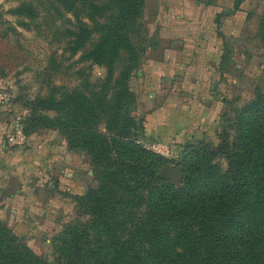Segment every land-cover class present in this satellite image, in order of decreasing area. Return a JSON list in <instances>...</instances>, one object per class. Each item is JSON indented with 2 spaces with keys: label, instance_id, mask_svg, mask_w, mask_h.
Listing matches in <instances>:
<instances>
[{
  "label": "trees",
  "instance_id": "1",
  "mask_svg": "<svg viewBox=\"0 0 264 264\" xmlns=\"http://www.w3.org/2000/svg\"><path fill=\"white\" fill-rule=\"evenodd\" d=\"M107 4L116 13L96 27L101 37L91 60L112 69L115 58L128 59H121L125 68L116 87L108 83L104 107L87 110L80 102L72 123L50 125L41 122V106L33 103L25 127L28 136L42 127L59 129L93 170L94 184L75 197L76 218L53 241V264H264V93L237 108L234 119H224L219 147L201 141L184 148L175 163L180 186L159 178L168 162L136 134L131 90L142 52L129 29L144 0ZM0 264L50 263L0 219Z\"/></svg>",
  "mask_w": 264,
  "mask_h": 264
},
{
  "label": "rangeland",
  "instance_id": "2",
  "mask_svg": "<svg viewBox=\"0 0 264 264\" xmlns=\"http://www.w3.org/2000/svg\"><path fill=\"white\" fill-rule=\"evenodd\" d=\"M91 2L93 3L90 4ZM108 2L109 0H0V93L11 95V100L0 101V106L4 108V111L13 108V112L15 111L17 115V119L16 117L14 119L16 126L11 131V135L15 133L17 127H20L28 139L25 127L30 124V119L33 117V103L41 106L43 112L40 115L41 122L50 125L65 121L72 123L73 118H76L75 111H78L77 103L84 102L88 107L87 110L93 111L104 107V94L109 90V84L112 83L115 88L120 72L125 68V63L121 59H128V56L118 57L117 61L115 58L112 69L105 61L102 64H96L91 60V52L101 37L96 32V27L99 31L108 22L107 19L116 13L112 9L113 5H108ZM251 7L257 16L256 35L251 36L253 40L251 45H243L242 49L236 50L234 43L229 44L231 52L226 55V59L230 61L234 58L238 63L237 66L223 70L225 73L222 76L228 74L227 77L230 79L225 82L221 92L226 90L224 93L228 96L224 97V106H221L220 114L217 116L222 118L223 122L219 129V136L211 137L209 142L213 148L221 144L223 127L227 126L224 119H234L237 108L254 99L259 92L264 93V34H260V26L264 20V0H255ZM143 9L137 23L132 24L129 29L134 46L142 52L141 59L145 60L144 68H142L141 60L140 65L132 72L131 85L137 94L141 93L137 78L140 70L148 71V75L153 73L150 65L146 64V61L153 59L152 54L147 55V49L159 45L158 37L155 34L152 36L149 30L155 21L144 17ZM232 79L236 82L230 90ZM142 91L144 93L148 90L142 89ZM47 108L51 110L44 111ZM227 110L228 113L223 114ZM144 111L146 109L141 108L139 104V111L137 107L134 115L138 129L136 134L143 140L141 143L144 142L142 144L147 150L162 156L168 162L159 172V178L178 187L182 184L181 178L171 177L167 174L166 168L177 169L175 163L180 159L189 142L184 143L181 148L175 147L176 145L170 140L175 135L155 132L154 136L163 138L160 140L156 137L159 138L156 142H164L170 150L168 156L159 153L161 148L157 149L158 151L153 148L156 143L145 142L143 136L151 133L146 131L144 124L145 121L147 124L150 121V126L154 127L156 121L163 117L158 110L154 111L156 115H152V112L144 113ZM202 111L203 109L200 114ZM194 119L202 121L200 117H194ZM122 124L118 122L117 130L122 128ZM52 127H42L34 134L47 135L54 140L58 138L65 143L66 149L83 154V152L72 150L59 129ZM220 163L225 169L224 160ZM88 170L93 171L91 167ZM93 184L92 177L89 187ZM22 197L26 195L23 194ZM24 205L28 207L29 203ZM3 206L1 204L0 208ZM57 207L63 209L62 216L50 215L47 220L40 219L37 214L33 215V219L37 220V229L35 226L31 227L29 218L23 224L15 223L16 220H13L9 207L3 212L0 210V219L18 238H23V242L36 256L53 264L56 258L53 241L77 216L73 211L69 213L71 215L64 217L63 213L67 215L68 209L61 204ZM34 224L36 225L35 222Z\"/></svg>",
  "mask_w": 264,
  "mask_h": 264
},
{
  "label": "crops",
  "instance_id": "3",
  "mask_svg": "<svg viewBox=\"0 0 264 264\" xmlns=\"http://www.w3.org/2000/svg\"><path fill=\"white\" fill-rule=\"evenodd\" d=\"M254 1L145 0L143 16L155 21L149 30L158 37L159 45L147 49L153 59L146 64L153 73L148 75L143 69L137 75L141 93L134 92L132 85L131 90L138 95V111L140 104L146 109L144 113L156 115L154 111L158 110L163 117L156 121L155 128L145 121V129L151 133L143 136L146 143L166 146L156 142L163 138L154 136L155 132L175 135L170 140L179 148L187 142L209 143L219 134L223 122L217 116L228 96L221 90L230 79L228 74L222 76L223 70L238 63L234 58L227 61L226 55L231 52L230 42L236 50L251 45V36L255 37L257 31V16L251 7ZM235 82L232 79L230 90ZM3 109L0 106V205H4L0 210L11 208L15 223L23 224L29 218L36 229L34 214L40 219L62 216L58 204L68 209L64 217L76 212L75 197L86 193L93 177L87 156L66 149L63 141L47 135L28 136L25 146L12 147L8 140L17 115L13 108Z\"/></svg>",
  "mask_w": 264,
  "mask_h": 264
},
{
  "label": "built area",
  "instance_id": "4",
  "mask_svg": "<svg viewBox=\"0 0 264 264\" xmlns=\"http://www.w3.org/2000/svg\"><path fill=\"white\" fill-rule=\"evenodd\" d=\"M10 100H11L10 94L0 93V101L8 102ZM8 142L12 147H16V146L23 147V146H25L26 142H27V137L24 134L22 128L17 127L15 133L9 137ZM153 148L155 150L161 148V151H159V153H161L164 156H168L170 154V150L165 145L154 144Z\"/></svg>",
  "mask_w": 264,
  "mask_h": 264
},
{
  "label": "water",
  "instance_id": "5",
  "mask_svg": "<svg viewBox=\"0 0 264 264\" xmlns=\"http://www.w3.org/2000/svg\"><path fill=\"white\" fill-rule=\"evenodd\" d=\"M166 170H167V174L170 175L171 177L177 176L180 179V175L178 173V170L175 169L174 167H172V168L167 167ZM158 176H160V174Z\"/></svg>",
  "mask_w": 264,
  "mask_h": 264
}]
</instances>
